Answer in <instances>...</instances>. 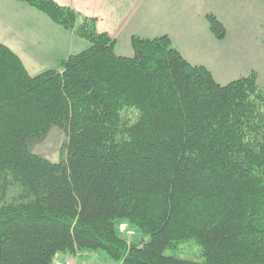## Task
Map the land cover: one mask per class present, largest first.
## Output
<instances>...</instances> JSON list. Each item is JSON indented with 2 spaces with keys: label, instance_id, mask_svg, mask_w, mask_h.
Masks as SVG:
<instances>
[{
  "label": "trees",
  "instance_id": "obj_1",
  "mask_svg": "<svg viewBox=\"0 0 264 264\" xmlns=\"http://www.w3.org/2000/svg\"><path fill=\"white\" fill-rule=\"evenodd\" d=\"M15 1L89 47L32 77L0 45V264L98 251L118 264H264L257 75L220 85L167 36L134 38L133 58L121 57L95 19ZM207 21L225 40L218 18ZM54 130L67 139L57 163L35 153ZM190 241L199 261L168 255Z\"/></svg>",
  "mask_w": 264,
  "mask_h": 264
},
{
  "label": "crops",
  "instance_id": "obj_2",
  "mask_svg": "<svg viewBox=\"0 0 264 264\" xmlns=\"http://www.w3.org/2000/svg\"><path fill=\"white\" fill-rule=\"evenodd\" d=\"M54 1L97 20V31L115 40L118 56H134V37L153 40L168 36L187 62L208 69L220 85L247 78L252 72L260 77L262 72L258 65L264 0ZM208 15L217 17L226 28L224 41L212 34ZM0 45L18 56L32 77L59 70L63 61L89 47L44 14L15 0H0ZM98 255L85 252L57 258L74 264L91 260L103 264L106 258Z\"/></svg>",
  "mask_w": 264,
  "mask_h": 264
},
{
  "label": "rangeland",
  "instance_id": "obj_3",
  "mask_svg": "<svg viewBox=\"0 0 264 264\" xmlns=\"http://www.w3.org/2000/svg\"><path fill=\"white\" fill-rule=\"evenodd\" d=\"M260 19H261L260 20L261 29L264 31V13L261 14ZM263 37H264V35L260 36V39L262 42H261V46H260V48H261V50H260V61H259V65H258V68L262 72H260V77L258 76V74L256 72H252V73H255L257 75L258 84L262 87H264V66H263L264 65V39H263ZM134 38H139V37H134ZM133 39H132V42H133ZM140 39H143V38H140ZM144 40H148V39H144ZM132 48H133V45H132ZM131 58H133V57H131ZM66 140H67L66 136L62 132H60L59 130H54L43 144L35 147V153L46 158V159H48V160H50L51 162H54V163L60 162L65 157L63 149L65 146ZM122 224L127 225V223H122ZM122 224H120V226H119V231L121 233L122 238H124L129 244L135 242L140 237V235L137 234L136 237L127 236V234L123 233V231H122L123 229L121 230ZM128 226H129V224H128ZM129 229L134 231V229H132L131 227ZM148 239L149 238H146V240H148ZM201 250L202 249L200 248V246L195 241H190L188 243L182 244L176 252H173V251L168 252V255H173L172 253H176L177 255H179L183 259H190V260H194V261H199V255H200ZM90 253H95V252H90ZM96 253L99 254L98 256L100 259H102L104 257L106 258V260H104V262H102L103 264H118V263L111 261L104 252L98 251ZM57 260L60 262H63L58 258H57ZM86 261L88 262L89 260L87 259ZM65 262H68V261H65ZM90 262H89V264H100L97 261L93 262V260H91ZM68 263L74 264L73 262H68Z\"/></svg>",
  "mask_w": 264,
  "mask_h": 264
},
{
  "label": "built area",
  "instance_id": "obj_4",
  "mask_svg": "<svg viewBox=\"0 0 264 264\" xmlns=\"http://www.w3.org/2000/svg\"><path fill=\"white\" fill-rule=\"evenodd\" d=\"M121 226H122L121 230L123 229L122 230L123 233L127 234V236H129V237L135 236V232L129 229L130 227L128 226V224L127 225L126 224H122ZM55 264H70V263H68V262H60L56 258L55 259Z\"/></svg>",
  "mask_w": 264,
  "mask_h": 264
},
{
  "label": "bare ground",
  "instance_id": "obj_5",
  "mask_svg": "<svg viewBox=\"0 0 264 264\" xmlns=\"http://www.w3.org/2000/svg\"><path fill=\"white\" fill-rule=\"evenodd\" d=\"M55 264V263H54Z\"/></svg>",
  "mask_w": 264,
  "mask_h": 264
}]
</instances>
